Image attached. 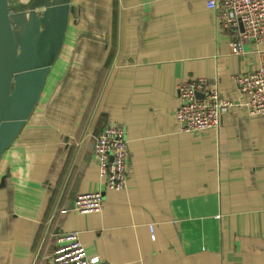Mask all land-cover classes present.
<instances>
[{
	"label": "crops",
	"instance_id": "obj_1",
	"mask_svg": "<svg viewBox=\"0 0 264 264\" xmlns=\"http://www.w3.org/2000/svg\"><path fill=\"white\" fill-rule=\"evenodd\" d=\"M91 3L100 20L75 17L0 160V264H50L68 231L98 264H264V115L249 114L235 81L259 68L257 46L234 53L241 37L205 0ZM200 79L234 104L218 129L183 132L178 85ZM106 124L128 137L123 190L105 189L94 156ZM97 190L102 211L72 208Z\"/></svg>",
	"mask_w": 264,
	"mask_h": 264
},
{
	"label": "built area",
	"instance_id": "obj_2",
	"mask_svg": "<svg viewBox=\"0 0 264 264\" xmlns=\"http://www.w3.org/2000/svg\"><path fill=\"white\" fill-rule=\"evenodd\" d=\"M215 13L223 30H233L241 37L232 40L234 53L243 51L244 41L253 42L261 54L258 69L238 74L235 81L240 95L245 99L250 115H264V0H205ZM242 24L243 29L240 28ZM198 93H202L200 96ZM179 106L176 121L183 132H202L218 129L223 114L233 106V101L223 96L217 83L207 85L204 79L185 80L178 85ZM129 148L125 129L116 124H106L95 136L94 156L106 190H123L129 174ZM104 204V191L79 193L72 208L80 213L100 212ZM151 236L155 239L153 224ZM53 252L50 264H98L100 256L90 255L78 231L64 232Z\"/></svg>",
	"mask_w": 264,
	"mask_h": 264
},
{
	"label": "water",
	"instance_id": "obj_3",
	"mask_svg": "<svg viewBox=\"0 0 264 264\" xmlns=\"http://www.w3.org/2000/svg\"><path fill=\"white\" fill-rule=\"evenodd\" d=\"M72 1L0 0V160L37 107L64 45Z\"/></svg>",
	"mask_w": 264,
	"mask_h": 264
},
{
	"label": "rangeland",
	"instance_id": "obj_4",
	"mask_svg": "<svg viewBox=\"0 0 264 264\" xmlns=\"http://www.w3.org/2000/svg\"><path fill=\"white\" fill-rule=\"evenodd\" d=\"M99 1H101V0H85V1L73 0L72 1V4H73V7H74V10L75 11H74L73 15L71 16V26L70 27L71 28H74L75 23H76L75 17H77V16L80 15L81 10H83V12H85L86 15H96V17L94 19L95 20H100V17L103 14L102 7L99 8L98 4L93 5L91 3V2L98 3ZM30 2H31V0H9V3L11 5H17V6H20V5H28V4H30ZM35 110H36V108H35Z\"/></svg>",
	"mask_w": 264,
	"mask_h": 264
},
{
	"label": "trees",
	"instance_id": "obj_5",
	"mask_svg": "<svg viewBox=\"0 0 264 264\" xmlns=\"http://www.w3.org/2000/svg\"><path fill=\"white\" fill-rule=\"evenodd\" d=\"M70 26H71V17H70V20H69V25H68V30L70 29ZM67 30V31H68ZM36 110H34V112H35Z\"/></svg>",
	"mask_w": 264,
	"mask_h": 264
}]
</instances>
